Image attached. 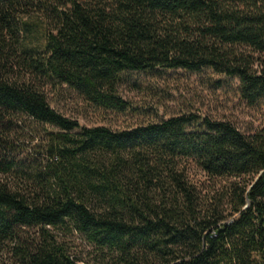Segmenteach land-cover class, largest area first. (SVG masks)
Listing matches in <instances>:
<instances>
[{
  "label": "trees",
  "instance_id": "trees-1",
  "mask_svg": "<svg viewBox=\"0 0 264 264\" xmlns=\"http://www.w3.org/2000/svg\"><path fill=\"white\" fill-rule=\"evenodd\" d=\"M29 5L44 21L20 24ZM160 69L210 70L264 105V0H0V264H84L76 234L111 264H264V127L193 114L86 127L44 90L124 113L125 75ZM20 124L34 158L10 141ZM186 161L231 180L208 206Z\"/></svg>",
  "mask_w": 264,
  "mask_h": 264
},
{
  "label": "rangeland",
  "instance_id": "rangeland-1",
  "mask_svg": "<svg viewBox=\"0 0 264 264\" xmlns=\"http://www.w3.org/2000/svg\"><path fill=\"white\" fill-rule=\"evenodd\" d=\"M18 20L21 23L42 22L45 15L31 5L23 7ZM237 80L212 73L210 70L191 72L181 69L158 70L152 73H128L119 86L120 95L130 109L124 113L97 109L76 93L47 85L44 90L53 108L67 117L77 119L82 126H107L113 130L131 128L156 122L176 115H197L213 120L229 121L241 132L250 134L264 127V105H247L237 92ZM24 124L14 129L10 141L30 157L37 156L38 139ZM188 178L197 185L201 205H209L216 191H221L230 179L207 176L193 161H186ZM246 181L249 177H246ZM223 209L226 206L223 204ZM226 213V212H225ZM72 257L84 264H111L106 252H100L81 235L65 237ZM4 260L8 259L3 253Z\"/></svg>",
  "mask_w": 264,
  "mask_h": 264
}]
</instances>
